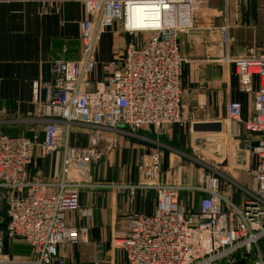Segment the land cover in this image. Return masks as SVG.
<instances>
[{
	"label": "built area",
	"instance_id": "built-area-1",
	"mask_svg": "<svg viewBox=\"0 0 264 264\" xmlns=\"http://www.w3.org/2000/svg\"><path fill=\"white\" fill-rule=\"evenodd\" d=\"M210 1L215 0L84 1L90 17L79 24L80 58L54 60L51 82L31 84L33 102L44 93L40 104L42 139L38 132H32L31 138H10L0 132V190L5 191L6 201L0 264H68V254L62 250L87 244V226L69 225L66 213H76L81 219L91 216L90 208L80 204V193L104 187L94 183L90 175V164L101 155L98 145L102 134L107 135L106 149L113 150L117 146L114 135L121 128L134 133L142 127L192 123V117L186 120L181 114L185 60L178 37L193 29L194 12ZM217 1L223 4L224 22L218 29L220 53L216 62L232 65L240 90L251 95L252 114L245 122L241 121L238 102L227 103L223 121L242 124L249 136V143L242 145L247 167L251 160L245 197L239 205L227 198L220 189V169L208 168L199 185L189 188L203 195L189 216L179 202L183 188L162 178L159 154L140 156L135 184L108 187L127 189L131 196L137 190H151L156 208L149 216L126 214L125 229L111 238L109 264L116 262L117 252L123 254L121 264H264V54L251 58L229 55V8L248 0ZM136 13H141V18L133 22ZM117 24L130 41L111 64L112 71L102 80H93L98 40ZM254 79L256 90L252 88ZM75 124L91 129L84 148L70 147L67 138H62ZM57 150L62 152V166L55 182L24 179L36 156L46 158ZM6 239L23 241L29 254L6 253ZM92 264L103 261L97 259Z\"/></svg>",
	"mask_w": 264,
	"mask_h": 264
},
{
	"label": "crops",
	"instance_id": "crops-1",
	"mask_svg": "<svg viewBox=\"0 0 264 264\" xmlns=\"http://www.w3.org/2000/svg\"><path fill=\"white\" fill-rule=\"evenodd\" d=\"M85 0H0V132L10 138H31L38 132L42 139L41 103L32 101L31 84L51 82V63L59 58L75 61L80 58L81 40L79 24L90 17L84 10ZM224 7L221 1H210L198 7L193 14L194 27L178 37L179 51L185 63L182 66L181 114L192 123L185 126L170 125L156 129L142 127L134 133L120 129L114 136L117 146L106 149V134L98 145L100 158L90 164L93 187L80 193V204L90 208L91 216L81 219L76 213L67 212L69 225H86L88 242L84 252L86 264L100 259L107 263L110 241L115 232L125 229L129 212L149 216L156 208L155 194L151 190H137L133 196L127 189L114 190L108 185H132L138 181L136 164L140 156L158 153L160 172L169 185H178L180 206L191 216L194 206L203 195L189 188L197 187L205 172L198 158L200 152L194 145L198 133L194 124H222L228 102L241 104V121L252 114L251 95L239 88V81L232 65L218 62L220 53L219 27L222 25ZM231 57H255L264 54V0H248L238 7L232 5L228 12ZM116 27L118 28L116 30ZM115 38V40H113ZM130 38L119 31V25L100 36L96 52L93 80H102L112 71L111 64L122 54ZM138 43H141V37ZM257 80L252 83L253 90ZM242 126V124H239ZM62 126V125H60ZM91 129L72 125L67 138L70 147L88 145ZM107 150V151H106ZM251 161V160H250ZM62 152L57 150L46 158L36 156L27 168L25 180L37 179L52 184L61 174ZM49 191V190H48ZM5 191L0 190V194ZM5 208L3 214H5ZM13 256H26L29 247L23 241H11ZM27 246L21 253L18 245ZM74 246L72 248H76ZM65 254L68 248H64ZM118 253V252H117ZM113 264H121L123 256ZM82 254V253H81ZM123 255V254H122Z\"/></svg>",
	"mask_w": 264,
	"mask_h": 264
},
{
	"label": "rangeland",
	"instance_id": "rangeland-1",
	"mask_svg": "<svg viewBox=\"0 0 264 264\" xmlns=\"http://www.w3.org/2000/svg\"><path fill=\"white\" fill-rule=\"evenodd\" d=\"M118 28L116 27V30ZM115 40V38H113ZM222 131L220 133H198V137H204L207 139H219L221 142V156L216 157L212 153L199 149L200 157L198 158L200 166L204 167V173L208 172V168H218L222 173L220 179V189L224 195L231 199L237 205L240 204L242 197H245L244 190L249 187L250 179L248 176L251 161L245 167L235 166L233 163V156L230 158V154L233 153L234 145L238 144L239 148L242 149V145L249 143V136L244 132L242 126L238 124L227 123L221 124ZM214 147V144H213ZM251 157L249 156V159ZM5 208V197L4 194H0V216H3ZM196 211V205L191 212ZM18 250L21 253H27V246L24 244L17 243ZM86 246H78L76 248H68V264H86V255L84 252ZM7 250L12 251L11 241L8 243ZM65 251V250H64ZM82 253V254H81ZM122 257V253L118 252L117 257ZM90 264V263H87Z\"/></svg>",
	"mask_w": 264,
	"mask_h": 264
},
{
	"label": "water",
	"instance_id": "water-1",
	"mask_svg": "<svg viewBox=\"0 0 264 264\" xmlns=\"http://www.w3.org/2000/svg\"><path fill=\"white\" fill-rule=\"evenodd\" d=\"M192 131L194 133H220L222 126L220 123L194 124ZM194 145L199 149L212 153L216 157L221 156V142L219 139L198 137L194 140ZM233 163L238 167H245L247 164V152L241 150L238 144L233 147Z\"/></svg>",
	"mask_w": 264,
	"mask_h": 264
},
{
	"label": "trees",
	"instance_id": "trees-1",
	"mask_svg": "<svg viewBox=\"0 0 264 264\" xmlns=\"http://www.w3.org/2000/svg\"><path fill=\"white\" fill-rule=\"evenodd\" d=\"M5 225H6V218H5V214H3V216H0V229L4 230ZM6 241L7 239L4 242V246H5Z\"/></svg>",
	"mask_w": 264,
	"mask_h": 264
},
{
	"label": "bare ground",
	"instance_id": "bare-ground-1",
	"mask_svg": "<svg viewBox=\"0 0 264 264\" xmlns=\"http://www.w3.org/2000/svg\"><path fill=\"white\" fill-rule=\"evenodd\" d=\"M134 17V21L133 22H135V20H139V18H141V13H136V14H134L133 15Z\"/></svg>",
	"mask_w": 264,
	"mask_h": 264
}]
</instances>
